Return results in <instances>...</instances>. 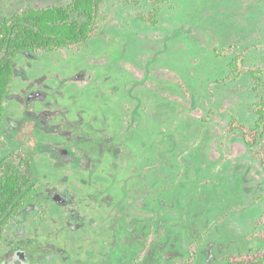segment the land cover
Instances as JSON below:
<instances>
[{"label":"rangeland","instance_id":"1","mask_svg":"<svg viewBox=\"0 0 264 264\" xmlns=\"http://www.w3.org/2000/svg\"><path fill=\"white\" fill-rule=\"evenodd\" d=\"M71 0H0V22ZM105 0L81 49L23 52L1 131L41 204L0 264H238L264 251V0ZM246 72L226 81L233 49ZM260 264V263H255Z\"/></svg>","mask_w":264,"mask_h":264},{"label":"trees","instance_id":"2","mask_svg":"<svg viewBox=\"0 0 264 264\" xmlns=\"http://www.w3.org/2000/svg\"><path fill=\"white\" fill-rule=\"evenodd\" d=\"M162 0H153L155 10L148 17L156 23V13ZM105 0H71L66 5L42 8L27 7L6 16L0 22V252L8 226L25 207L36 201L39 191V172L33 154L27 147L4 151L7 141L1 131L7 111L8 96L12 91L14 62L23 52H54L65 49H81L92 39L99 23ZM233 49V47H232ZM228 63L226 81L238 79L249 72L245 67V52L233 49ZM257 120L251 127L232 118L227 129H240L245 143L254 154L260 138L264 135V94L256 105ZM264 166V160H262ZM264 264V251L238 264Z\"/></svg>","mask_w":264,"mask_h":264},{"label":"flooded vegetation","instance_id":"3","mask_svg":"<svg viewBox=\"0 0 264 264\" xmlns=\"http://www.w3.org/2000/svg\"><path fill=\"white\" fill-rule=\"evenodd\" d=\"M9 16H10V15H9ZM5 17H6V16H5ZM2 20H3V19H2ZM2 20H1V21H2ZM12 82H13V81H12ZM11 93H12V91H11ZM11 93H10V94H11ZM9 96H10V95H9ZM9 96H8V97H9ZM38 192H39V191H38ZM37 194H38V193H37ZM37 194H36V195H37ZM36 203H37V204L39 203V201L37 200V198H36V201H35V202L29 203V204L25 207V209H26L30 204H36ZM39 204H41V203H39ZM25 209H24V210H25ZM24 210H23V211H24Z\"/></svg>","mask_w":264,"mask_h":264}]
</instances>
